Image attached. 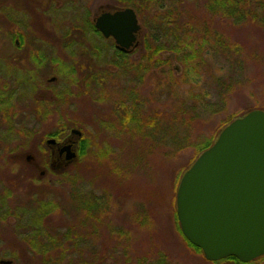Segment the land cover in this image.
<instances>
[{"label":"rangeland","instance_id":"1","mask_svg":"<svg viewBox=\"0 0 264 264\" xmlns=\"http://www.w3.org/2000/svg\"><path fill=\"white\" fill-rule=\"evenodd\" d=\"M90 1L86 8L90 17L103 3L118 6L115 0ZM183 5L185 19L192 14L197 28H209L221 36L219 44L224 49L214 57L210 54L203 57L204 52L200 53L206 62L196 82L185 81L187 77L182 75H190L191 71L179 58H174L168 64H151L146 66L148 69L137 70V64L146 59L143 48L145 37L155 34L149 29L153 28L155 32L160 30L154 25L159 20L153 24L138 18L142 41L128 58H115L109 43L99 41L100 60H92V53L83 60L77 57L76 64L80 60L84 63L81 72H76L77 88L68 82L69 95L65 96V104L54 109L51 120L36 119L31 125L28 120L25 125L22 121V129L35 126L38 131L41 130L40 133L58 131L66 134L69 128L80 129L88 149L86 154L63 170H48L47 166L43 181L35 179L39 177L38 172L32 175V170L26 166L21 165L16 169L15 165L0 160V196L4 188L11 190L12 201L6 203L11 206L14 203L19 225V232H14L10 225L12 218L0 223V258L13 257L14 248L17 252L16 247L19 246L21 264H42L43 253L36 250L37 254H32L28 248L31 245H48L45 241L47 230L37 227L39 230L32 235L30 230L33 226L28 222V217L39 206L38 200H41L43 205L52 202L54 206L53 214L43 224L45 229L54 232L62 230L74 242L94 246L101 257L111 254L119 264H157L158 261L165 264H229L211 262L204 258L201 251L189 246L176 218V190L183 170L195 159V148L204 138L214 136L213 129L235 115L242 116L252 109H264V26L208 15L202 6H195L188 0ZM12 11L10 13L16 17L15 9ZM49 16L54 21L62 18L60 12L58 16ZM11 19L15 22L14 18ZM13 22L8 21L3 31L10 32ZM36 25L39 27V24ZM64 26L71 25L68 22ZM61 29V26L54 28L55 31ZM84 41L83 36L77 43ZM159 41L164 42V39ZM231 45L238 48V54L228 50ZM50 48L54 51L47 50L48 56L52 53L56 60L52 64L48 61L44 72L52 70L59 75L60 82L53 86V91L58 92L66 87L63 71L68 55L63 44L51 45ZM8 53H14V49ZM164 55L171 57L172 54ZM227 55L231 57L227 59ZM68 59L70 68L75 61L70 56ZM159 59H163V56L160 55ZM142 63L147 65V62ZM113 65L118 67L115 72H111ZM178 67L179 71L174 72ZM26 68L25 65L22 69L6 67L12 74ZM96 70L99 73L95 75L96 79H89L87 82L90 83L86 82L84 86L80 77L83 74L91 76ZM36 86L39 87V84ZM21 87L23 89L26 85L21 84ZM169 87L173 89L172 94ZM198 90L205 92L206 101L216 107L205 108L202 102L199 121L191 123L187 132L179 134V140L183 136L185 139L182 145L177 146L176 141L179 140L174 141L171 133L165 130L164 114L166 110L173 114V106L185 100L188 92L193 94ZM21 94L26 97L20 98V105L23 111H27L25 99H29V95L23 90ZM57 100L62 102L60 95H57ZM130 116L147 120L150 127L144 129L139 126L141 129H137L129 121ZM156 120L158 122L154 124ZM127 121L131 125L126 124ZM144 135L149 138H143ZM18 140L19 137L15 135L1 142L6 145ZM43 155L44 151L37 158L44 163ZM86 201L90 204L84 205ZM61 243L63 245L67 241H60L50 250ZM116 253L118 257H115ZM48 255L45 257L51 259ZM69 258L68 262L64 260L60 264H78L75 258ZM106 262L111 264V260ZM260 262L264 263V258Z\"/></svg>","mask_w":264,"mask_h":264},{"label":"flooded vegetation","instance_id":"2","mask_svg":"<svg viewBox=\"0 0 264 264\" xmlns=\"http://www.w3.org/2000/svg\"><path fill=\"white\" fill-rule=\"evenodd\" d=\"M89 2L91 1L0 0V19L3 21L0 24L2 29L0 31V160L3 159L7 164L15 165L16 169L21 165L26 166L27 169L32 170V175L38 172L39 177L35 179L38 178L39 181H43L42 179L45 178L47 169L63 170L74 163L80 156V147L83 143L87 142L83 136V132L77 128H69V132L66 134L64 132L59 133L58 131H44L40 133L41 130L39 129L38 131L35 126L27 129L25 128L26 126L23 129L21 128L27 120L30 125L36 119L41 121L51 120L54 109L57 110L58 106L63 107L62 105L66 101L65 96H67L65 90L68 87L69 74H66V72L68 73L69 71V56L76 62L77 57L83 60L85 56L92 53V60H100L99 51L94 52L93 48L97 43L99 44V41H104L108 42L109 46L112 47L115 58H122V56H124L123 58H128L127 56L133 53L142 41L140 29L136 35L137 46L124 52L117 49L113 38L103 37L95 28V20L103 12H114L128 6H112L111 4L103 3L101 7L98 6L97 12L90 17L89 12L86 11L87 3ZM13 9H15L16 17L10 13ZM12 12L14 13V11ZM59 12L62 15L61 20L54 21L50 18L49 14L58 16ZM11 18H14L15 22ZM44 19L48 21L45 22ZM8 21L13 22L14 26L10 32H5L3 30L8 26ZM68 22L71 26H64ZM88 22H91L98 32L91 31L89 25H87ZM74 23H81L83 30H72L73 33L70 36L74 37L71 38L77 42L78 39L84 36L85 41L75 44L74 48H68L66 45L69 41L68 31L73 27ZM36 24H39V27ZM48 25L52 27L50 28ZM60 26L62 28L61 31L54 30V28L58 29ZM32 32L41 33L36 34ZM62 44L65 46V52L68 55L64 60L65 67L63 71L66 76L63 79L64 86L66 87L58 92H54L53 86L57 85L60 79L59 75L52 72V70L51 72H44L47 62L50 61L52 64L56 60L52 53L48 56L47 50L54 51V49L50 48L51 45ZM12 49H14V53H8ZM81 60L79 61L80 64L84 65ZM30 63H33V65ZM24 65L27 67L24 71L18 70L14 74L10 73L9 69H6V67H19L22 69ZM82 65H74V71L81 72ZM88 67L86 66V68ZM116 69L118 67L114 66L111 72H115ZM97 74L99 73L96 70L91 76H87H89V79L92 77V81H94ZM21 84H25L26 87L22 89ZM36 84H39V87ZM21 90L29 95V99H25L27 111H23L20 105V98L26 97L24 94H21ZM57 95L61 96L62 102H57ZM22 121L24 122L23 124ZM73 130H78L80 133H72ZM15 135L19 137V140L14 144L4 145L1 142H4L6 137H13ZM22 136L24 138L21 140ZM31 140L34 141L32 142ZM42 151L48 154V160L44 163L37 158V155L42 153ZM70 153H74L75 157L69 159L68 154ZM47 166L49 167L46 169ZM10 191L9 188H4L2 196H0V223L8 218H12L13 222L10 225L13 227L14 232H19L17 230L19 225L16 222L18 210L15 208L14 203L13 206L6 203L12 201ZM35 229L36 225L33 228L31 227L30 232H36ZM79 244L81 246V243ZM16 248H18V251L16 252L14 248L12 252L13 257L0 258V264H21L20 248L19 246Z\"/></svg>","mask_w":264,"mask_h":264},{"label":"water","instance_id":"3","mask_svg":"<svg viewBox=\"0 0 264 264\" xmlns=\"http://www.w3.org/2000/svg\"><path fill=\"white\" fill-rule=\"evenodd\" d=\"M95 28L124 52L137 46L141 26L126 7L103 12ZM175 201L183 236L205 259L247 262L264 254L263 110H251L222 129L182 175Z\"/></svg>","mask_w":264,"mask_h":264},{"label":"trees","instance_id":"4","mask_svg":"<svg viewBox=\"0 0 264 264\" xmlns=\"http://www.w3.org/2000/svg\"><path fill=\"white\" fill-rule=\"evenodd\" d=\"M186 1L187 0H116L118 6H123V7L128 6L132 8L136 12L139 20L142 21L145 20L147 23L152 22L153 24L156 20H159L158 23L156 22L154 25L157 26V28H159L160 30L155 32L153 31L154 30L153 28L149 29L150 32L155 33L157 36H155V34L152 35L151 37L146 36L143 44V48L145 49L144 54L146 59L145 60L143 59L142 62H147L146 63L147 65H143V63L141 62L137 64L136 66L137 70H143V68L148 69V67L151 64L152 66H154V64L157 63L168 64L174 58L175 59L179 58L181 63L186 65V68H189L191 71L190 75L187 73L182 75L184 77H187V79L184 80L194 83L198 80L199 71L201 70L203 63L206 62L205 59H203V57L209 54L212 57H214L216 54H219L220 52H224V49L220 45L221 36L213 33V31L210 30L209 28L206 29H202V28L199 29L200 27L197 28L196 27L197 22H195L194 19L192 20V14H188L189 19H185V15L183 11L185 6L183 4L186 3ZM188 1H191L192 4L195 6H202V9H204V11L208 15L227 18L230 19L232 22L239 21L241 23H244L243 21H248V22L259 23L260 26H264V0H188ZM199 2L201 4H199ZM87 25H89L91 31L98 32L95 30L91 22H88ZM161 26H163L162 29ZM168 26L171 28H168ZM78 29L83 30L81 23L78 24L74 23L73 27L68 31L69 41L66 43L68 48H74L75 44H77V42L71 38L74 36H70V35L71 33H73L72 30L77 31ZM162 39H164V42L159 41ZM98 46L95 45L93 50H95L94 52L99 51V53H101L100 51L101 48H99ZM228 50L230 52H234L235 54H238L239 52L238 48H235L232 45L228 46ZM166 51H169V53H166ZM202 52H204L203 57L202 54L200 55V53ZM164 54H172V55L170 57V56H165ZM160 55L163 56V59L161 60L159 59ZM230 57H231L230 55H227L226 58L229 59ZM78 64L82 65L80 63L76 64L75 62V65ZM179 69L180 68L178 67V69H175L173 71L178 72ZM66 74H69V78L67 82H70L69 84H73L77 88L78 77L76 76V72L74 71L73 65L69 68V71L68 73L66 72ZM70 75L73 76L70 78ZM80 80L81 82H83L85 86L86 85L85 83L89 80V76L83 74L82 77H80ZM90 81H92V77ZM90 81L87 82V84H89ZM170 89L172 90L171 91L172 94L173 93L172 87ZM65 92H67L66 94H68L69 92L68 89H66ZM206 95L207 94L201 90H198L193 94L191 92H188V96L185 98V100H182L179 103H177L176 107L174 106L172 107V110L174 112L173 114L170 113V111L166 110L164 114L165 118L163 120L166 125L165 130L171 133V138H174L175 139L174 141H176V139L179 140V138L177 137L179 136L180 133L187 132V130L190 129V127L192 126L191 123H195L196 120L199 121L198 117L202 113L201 108L203 107L202 102L205 103L206 105L205 108H209L210 106H213V104H209V102L206 101L205 99ZM213 107H216V105H214ZM235 117L237 116L235 115L233 117H230L229 119L222 122L218 128L213 129L212 130L213 131L212 134L214 135L213 137L208 136L207 139L204 138L201 144L195 148L196 151V156L194 157L195 159L202 151H204L210 145L213 144V142L217 139L220 131L228 123H230ZM129 121H131L136 128L144 127V129H146L150 127L147 120L146 121L140 120L137 119V117L135 116L132 117L130 116ZM131 122L127 121L126 124H130ZM157 122L158 121L156 120L154 124H157ZM143 138H149V137L147 135H144ZM184 139H185L184 136L180 138L179 141H176L178 143V145L177 144L176 145L177 146L182 145ZM87 149H88V143L85 142L79 149V155H80L79 157H82L84 154H86ZM43 156L45 161L48 160V154L45 151ZM187 169H184L183 172L186 171ZM38 201H39V206L28 217V222L32 224L31 226L36 225V228L38 226L43 228L44 230H47L45 241L48 242V245H45V247L44 246L39 247L40 245H36V246L31 245L28 248H29V252L32 254L34 253L37 254L35 252L36 250L37 252L41 251L43 253L44 257H41L42 260L40 259L42 264H52V263L60 264L61 261L64 260H67L68 262V259H70L69 256H71L72 259L75 258L78 264H108L106 260H111V264H119L118 259L113 258L111 254H106L104 257L99 256L94 246H90V245L80 246L79 244L80 242L77 241L74 242L71 238L66 237V235H64V232H62V230L60 231L56 230L54 232L51 231V229H45L46 226H43V224L48 218H50V215L53 214L54 206L52 205V202H50V204L48 205H43L41 200ZM86 203L90 204V202L87 201L85 202V204L84 203L83 204L89 205ZM14 216L16 215L14 214ZM38 230L39 229H35L36 232ZM32 233L35 232H31L30 234ZM65 240L67 241L66 244L62 245L61 243L57 248L55 247L53 250H50V248H52L53 245L55 246L60 241L64 242ZM188 244L190 247L200 251L198 247L194 246L190 242H188ZM45 255L51 256L52 258L51 259L47 258L45 257ZM115 257H118L117 253ZM263 258L264 255H261L250 261L243 262L235 257H226L212 262H221V263H229V264H264L260 262V260H262ZM103 260L105 262H103ZM157 264H165V263L158 261Z\"/></svg>","mask_w":264,"mask_h":264}]
</instances>
